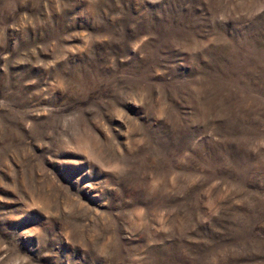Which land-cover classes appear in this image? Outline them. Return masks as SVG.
I'll return each mask as SVG.
<instances>
[{"label": "rangeland", "instance_id": "374dc122", "mask_svg": "<svg viewBox=\"0 0 264 264\" xmlns=\"http://www.w3.org/2000/svg\"><path fill=\"white\" fill-rule=\"evenodd\" d=\"M0 264H264V0H0Z\"/></svg>", "mask_w": 264, "mask_h": 264}]
</instances>
